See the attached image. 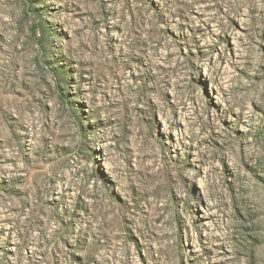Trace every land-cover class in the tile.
<instances>
[{"label":"clouds","instance_id":"9594fccd","mask_svg":"<svg viewBox=\"0 0 264 264\" xmlns=\"http://www.w3.org/2000/svg\"><path fill=\"white\" fill-rule=\"evenodd\" d=\"M0 264H264V0H0Z\"/></svg>","mask_w":264,"mask_h":264},{"label":"rangeland","instance_id":"374dc122","mask_svg":"<svg viewBox=\"0 0 264 264\" xmlns=\"http://www.w3.org/2000/svg\"><path fill=\"white\" fill-rule=\"evenodd\" d=\"M230 47V46H229Z\"/></svg>","mask_w":264,"mask_h":264}]
</instances>
